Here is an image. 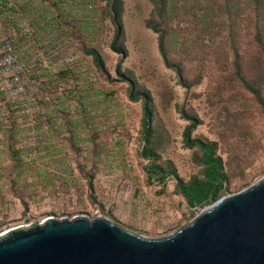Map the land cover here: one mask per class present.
Wrapping results in <instances>:
<instances>
[{
  "label": "rangeland",
  "instance_id": "obj_1",
  "mask_svg": "<svg viewBox=\"0 0 264 264\" xmlns=\"http://www.w3.org/2000/svg\"><path fill=\"white\" fill-rule=\"evenodd\" d=\"M1 18L36 80L16 104L0 96V235L43 220L110 219L149 239L167 237L201 211L177 183L202 178L192 137L217 143L225 196L264 177V0H165V48L147 27L151 0H123L125 55L101 0H11ZM97 51L101 66L90 53ZM152 95L150 147L166 183L150 176L142 102L118 64ZM149 147V145H148ZM161 175V174H159Z\"/></svg>",
  "mask_w": 264,
  "mask_h": 264
},
{
  "label": "water",
  "instance_id": "obj_2",
  "mask_svg": "<svg viewBox=\"0 0 264 264\" xmlns=\"http://www.w3.org/2000/svg\"><path fill=\"white\" fill-rule=\"evenodd\" d=\"M0 264H264V177L159 239L105 217L14 228L0 235Z\"/></svg>",
  "mask_w": 264,
  "mask_h": 264
},
{
  "label": "trees",
  "instance_id": "obj_3",
  "mask_svg": "<svg viewBox=\"0 0 264 264\" xmlns=\"http://www.w3.org/2000/svg\"><path fill=\"white\" fill-rule=\"evenodd\" d=\"M106 2L109 6V12L112 14V21L115 26V34L112 42V49L121 55H125V49L121 46V40L124 35V28L122 22L123 0H101ZM153 3V12L147 21V27L152 29L159 35V50L166 63V65L174 69L178 76L182 78V71L178 65L170 62L169 56L166 52V32L164 26V12L166 7L165 0H151ZM8 0H3V11L1 18L9 12L14 10V7L7 6ZM94 59L103 66L101 56L97 51L90 52ZM117 73L125 80L130 87V99L133 101L142 102V125H143V139L145 147L143 149V156L150 160L149 172L150 176L158 175L161 183H166V172L160 165L155 164L156 152L150 147L152 141L151 122L153 119V105L152 95L148 89L140 88L132 78L122 71L121 63L118 64ZM29 78L36 80L29 72ZM260 103L264 106L262 98L257 95ZM190 125L185 131V145L189 148H196L201 152V163L204 165V172L202 178H194L192 181L184 182L179 180L177 189L179 193L187 201L188 206L192 209H201L202 207L212 205L217 200L225 196L227 191L228 176L225 171L223 160L217 155V143L192 137L193 130L198 125V119L195 117H187ZM149 145V147H148ZM161 174V175H159Z\"/></svg>",
  "mask_w": 264,
  "mask_h": 264
},
{
  "label": "built area",
  "instance_id": "obj_4",
  "mask_svg": "<svg viewBox=\"0 0 264 264\" xmlns=\"http://www.w3.org/2000/svg\"><path fill=\"white\" fill-rule=\"evenodd\" d=\"M8 7H14V2L8 0ZM3 0H0V96L5 97L11 104H16L27 93V80L29 74L27 66L19 59L17 45L13 37H17L14 31L9 36L1 33V13Z\"/></svg>",
  "mask_w": 264,
  "mask_h": 264
}]
</instances>
